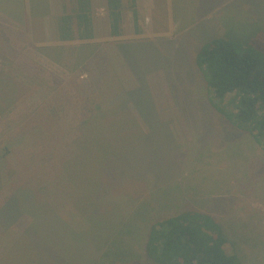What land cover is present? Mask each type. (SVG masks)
Segmentation results:
<instances>
[{"label":"rangeland","instance_id":"374dc122","mask_svg":"<svg viewBox=\"0 0 264 264\" xmlns=\"http://www.w3.org/2000/svg\"><path fill=\"white\" fill-rule=\"evenodd\" d=\"M235 3L248 10L227 18L241 42L226 48L264 72V0ZM1 13L0 264H158L145 250L151 226L188 210L221 224L238 264H264V149L212 106L195 31L154 42L134 26L119 39L101 18L97 41L66 59L92 53L89 66L63 84L34 59L42 50L22 19ZM103 42L119 44L116 67Z\"/></svg>","mask_w":264,"mask_h":264},{"label":"trees","instance_id":"16d2710c","mask_svg":"<svg viewBox=\"0 0 264 264\" xmlns=\"http://www.w3.org/2000/svg\"><path fill=\"white\" fill-rule=\"evenodd\" d=\"M106 8L111 35L117 36L123 21L122 0H106ZM59 33L63 40L94 38L92 0H76L74 13L62 15ZM233 42L241 41L228 36L207 41L198 51L197 65L212 93V106L236 127L253 134L264 149V72L254 71L244 59L230 55L226 45ZM257 60L264 63L263 58ZM4 93L12 94L9 90ZM5 98L9 99L4 94L2 100ZM223 233L221 224L210 214L188 210L156 221L147 235L145 250L158 264H238L224 247L227 237Z\"/></svg>","mask_w":264,"mask_h":264},{"label":"crops","instance_id":"0c3cea01","mask_svg":"<svg viewBox=\"0 0 264 264\" xmlns=\"http://www.w3.org/2000/svg\"><path fill=\"white\" fill-rule=\"evenodd\" d=\"M99 1L100 3H97L96 0H92L95 34L94 38L90 40H80L78 38L63 40L60 38L59 26L61 17L64 14L74 13L76 0H26V3L23 2V5H27L28 9L25 8V10L16 13L18 16L14 13L12 14L7 8L4 10L0 9V11L5 13L8 19L17 21L22 19L21 24L24 26L22 30L23 34L26 38L28 37L27 40L30 38L35 43V47L42 50L39 51L41 53L38 52L33 55L34 59L41 64H48L51 71L65 79L63 84H66L70 80H75V70L77 68L81 67L79 70L84 71L83 67H88L90 61L93 59L92 53H86L85 58L82 59L83 63L75 67H73L74 64L68 67L69 63H73L72 53H77L78 50H85V47L87 49L91 43L97 41L101 18L105 24V31L107 29L108 34L113 36L110 31L106 0ZM133 1L135 2V8L132 6ZM235 1L122 0L123 21L121 24V33L113 37L120 39L126 28H129V35L131 36L134 34L135 26L140 32L142 30L145 33V37L150 41L155 40L154 42L158 40L164 41L168 34L183 35L185 32L188 33L191 31H195L194 38H197L199 41L202 40L203 44L215 38V34L221 37L228 36L232 39H239L238 35H229L230 32L235 31V28L233 30L226 29L228 27L227 18L229 16L235 17V15L243 16L244 12L248 10V7L235 3ZM18 4L23 6L21 3ZM95 8L96 10L104 11L103 14L100 15L97 13L96 15ZM161 12L163 14L158 22H156L154 15L158 16ZM220 28L226 29V33L219 35ZM107 42H111V40ZM97 47L98 53L107 58L110 66L116 67V60L120 59L119 44L115 46L107 43L106 45L103 42ZM50 50L57 51L58 55L56 57L50 55ZM66 59H68V64L66 63ZM97 72L102 74L104 70L99 69ZM76 81H81V77H76ZM160 186L164 191L163 185ZM159 189V187L155 188L154 194ZM161 195L163 194L161 193ZM164 199H161V201H165Z\"/></svg>","mask_w":264,"mask_h":264}]
</instances>
